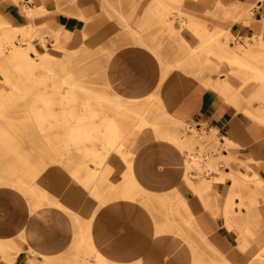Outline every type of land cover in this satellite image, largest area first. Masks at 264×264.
Wrapping results in <instances>:
<instances>
[{
  "label": "crops",
  "instance_id": "obj_1",
  "mask_svg": "<svg viewBox=\"0 0 264 264\" xmlns=\"http://www.w3.org/2000/svg\"><path fill=\"white\" fill-rule=\"evenodd\" d=\"M21 1L34 13L28 15L17 6L4 12V19L0 16V20L10 24V31L13 26H31L39 32L58 33L60 44L68 53L90 51L92 65L100 63L112 94L141 102L150 98L151 108L160 109L169 123L158 131L164 139L156 137L151 129L130 130L124 147L132 155L131 179L139 187L123 188L115 194L137 199L147 206L156 203L178 215L181 209L168 196L180 195L186 212L191 215L194 238L182 229L170 233L166 223L157 232L149 222L139 225L136 219L140 218V210L134 204H126L123 209V204L117 201L111 206L120 213L119 218H106L102 209H95L90 216L86 248L93 264H186L188 255L190 264H264V122L261 121L264 120V67L256 64L264 57V0H195L201 10L212 14L210 23L214 28L229 31L241 42L253 39L249 47L231 42L235 50L227 49L225 55L224 39L220 44L207 46L210 36L224 31H194L201 37L202 48H209L227 62L254 70L252 74L262 85L252 93L251 100L256 101L253 108L245 103L235 105L218 94L232 93L235 97L236 92H241L237 73L206 79L207 85L217 92L204 87L198 68L187 70L182 66L183 57L191 53L168 39L177 27L163 26L161 31H155L144 26L152 10L163 22L169 19L163 16L164 12L155 11L156 5L163 1L137 0L131 29H126L108 11L107 0ZM247 8L250 18L237 21L236 14ZM154 35L162 37L159 43L152 40ZM183 40L187 41V32L179 29L182 46ZM193 41L196 46L197 41ZM52 44H56L54 40ZM245 99H250V93L247 97L244 92ZM180 124L214 132L219 143L226 146L223 156L235 160L224 168L226 181H214L215 172L210 171L203 180L188 186L181 165L188 153L181 160L178 147L162 135L166 130L176 133ZM193 171L190 175L197 179ZM2 212L0 241L4 251H0V264H44V255L60 264L61 259L69 256L74 242L71 225L67 222L66 233L60 230L52 210L50 214L46 211L40 222L36 220L33 232L27 234L28 241L19 237L26 226V214ZM8 248L15 251L11 253ZM64 251H67L65 256L61 255ZM34 255L37 261L33 260Z\"/></svg>",
  "mask_w": 264,
  "mask_h": 264
},
{
  "label": "rangeland",
  "instance_id": "obj_2",
  "mask_svg": "<svg viewBox=\"0 0 264 264\" xmlns=\"http://www.w3.org/2000/svg\"><path fill=\"white\" fill-rule=\"evenodd\" d=\"M156 1L164 3H156L155 11L164 12L163 16L169 19L163 22L152 10L148 20L144 21V26H149V29L154 28L155 31H161L163 26L171 29L177 27L178 30L174 32L176 34L171 32L168 39L172 43L175 42L178 48L181 45V50L191 53L189 57H183L182 66L187 70L198 68L199 72L201 71L198 75L204 80V87L208 88L210 86L207 85L206 79L216 78L222 73H237L241 79L239 82L241 92H236L235 97H233L234 94L231 95L232 93L224 95L216 89H210L217 91L222 98L226 97L235 105L245 103L253 108L256 101L251 100L252 93L262 85L260 80L252 74L254 70L251 67H241L227 62L209 48H202L200 35L192 29L191 22H197L208 31H221L222 29L214 28L210 23L212 14L201 10L195 0ZM136 3L137 0H107L106 5L108 11L120 19L119 21L126 29H131ZM14 6L28 14V6L20 3V0H0V16L4 19V12L10 11ZM236 8L239 9L240 6ZM234 18L240 22L247 21L246 19L250 18L249 8L247 11L236 14ZM9 25L4 22L0 24V41L5 45L10 42V38L5 36L10 31ZM179 29L187 32V41L183 40V46L179 42ZM221 33V39L224 38V41L234 42L237 45L249 47L253 42V39H245L241 42L229 31ZM151 38L157 42L162 39L155 35ZM15 39L21 42L23 47L33 43L32 47H38L51 55H47L49 68L45 69L37 64L34 74H29L24 67H18L10 58L6 59L10 53L11 44H8V49L0 55V68L7 78L6 82H0V220L2 210H4L3 214L6 212L11 215H17L20 211L24 212L27 216L26 226L19 236L24 241H28L27 234L33 232L36 220L39 219L40 222L46 211L50 214L52 210L56 214L58 218L56 222L64 233L69 222L74 242H72L69 256L61 259L60 264H93L86 248L90 216L95 209H102L107 214L106 218L112 220L119 218L120 213L114 211L111 206L117 201L123 204V209L126 204H134L133 206L140 210V220L136 219L139 225L149 222V226H153L157 232L161 224L166 223L170 233L182 229L194 238V228L190 223L191 215L186 212V205L180 195L168 196L181 209L178 215L156 203L155 206L152 205L153 207L147 206L137 199L115 194L129 184L132 177L130 171L132 155L129 153L128 157L122 158L118 149L112 144L111 135L116 133L120 139L123 136L124 144L126 136L130 133L125 117L126 119L137 117L139 116L137 113H140V115L144 114L147 120L160 125L156 126L147 122L143 127L133 126L132 128L151 129L156 137L164 139L158 131L159 128H167L169 123L166 122L161 110L156 106L151 108L150 99L142 102L118 100L108 106L101 104L97 98L99 95L115 96L105 82L102 66L98 62L92 65L93 56L91 57L90 51L83 53L81 49L68 53L61 46L58 33L39 32L31 26H26L16 34ZM52 40L56 43L55 45H52ZM193 40L197 41L196 46L193 45ZM36 42L37 45H35ZM36 57L40 58V55ZM256 64L264 67V57L258 59ZM12 86H17L19 89L13 91ZM244 92L247 97L250 93V99L244 100ZM67 100L71 103L74 101L91 103L97 113L90 124L91 128L88 129L89 135L78 141L72 138V129L76 122L70 112L65 109ZM143 106L146 107L143 108ZM105 116L108 122L104 119ZM261 121L264 122V120ZM112 127H116V131L111 130ZM177 128L179 129L175 132L179 140L176 146L180 159L184 153L193 156L191 159L186 157L187 160L182 161L181 164L184 168V181L188 183V186L192 182L203 180L210 171L215 172L214 181H226L224 168L231 166L232 161L235 160L223 156L222 151L226 146L219 143L217 135L215 136L214 132L206 133V129L198 130L195 126L191 130L186 124L177 125ZM182 136L191 138L190 147H186L181 140ZM206 153L209 154L207 159H204L203 155ZM90 164L93 168L89 167ZM193 170L198 175L197 179H193L190 175ZM18 179L24 187L20 188L13 183L19 182ZM95 192L101 194H92ZM92 223H94L93 220ZM6 249L5 247V251ZM8 250H11V253L15 251L14 248H8ZM66 252L64 251L61 255L65 256ZM37 258L34 255L33 260L37 261ZM43 258L44 264H57L48 256L44 255ZM4 260L10 263V260L5 257Z\"/></svg>",
  "mask_w": 264,
  "mask_h": 264
},
{
  "label": "bare ground",
  "instance_id": "obj_3",
  "mask_svg": "<svg viewBox=\"0 0 264 264\" xmlns=\"http://www.w3.org/2000/svg\"><path fill=\"white\" fill-rule=\"evenodd\" d=\"M17 1H19V0H17ZM22 1H24V0H22ZM27 13L32 16L34 11L32 9H30L29 7H27ZM2 22H4V21L0 20V24ZM191 26H192L193 31H206V28L197 22H191ZM23 28L24 27L13 26V29L11 31H9V33H7V35H5L6 38H10V42L8 44L12 45L11 49L9 50L10 53L6 56V59L10 58L11 60H13L16 63V65L18 67L26 68L28 70L29 74H34V69L37 67V64L44 67L45 69H48L49 68L48 67L49 62H48L47 55H51V54L45 53V51L38 49V47H32L33 43H31L30 46H28V47H23L22 43L15 39L16 34L20 33ZM221 35H222V33L217 32L213 36H210L207 46L212 45V44H218V43L220 44ZM222 39H224V38H222ZM40 43L43 44L42 42H39V44ZM7 45L2 44V42L0 41V55L8 49ZM223 46L224 47L222 49H223V51H224L223 53L225 55L228 54L227 49H231V50L234 49L235 50L233 43H231L229 41H224ZM235 54L236 53L234 52L233 55H235ZM38 55H40V58L36 57ZM65 80L67 82H69L68 79H65ZM6 81H7V78L5 77L4 71L0 68V82H6ZM18 89L19 88L17 86H12L13 91H17ZM97 98L100 100L101 104H103L105 106H108L109 104H113L114 102H116L118 100L138 101V100H134V99H127V98L121 97L120 95H117V94H115V96H112V95L110 96L109 94H102V95H99ZM144 101H147V100L145 99ZM76 102L74 101L73 103H71L69 100H67V103L65 104V109L67 111H69L71 116H73L75 118L76 124H74V128L72 129L73 130L72 138H74L78 141V140H81L84 137H87L89 135V133H87L88 129L91 128L90 124L93 122V120H94L93 117L97 113H96V110H94L92 108L91 103L84 102V101H80L79 103H76ZM144 107H146V106H143V108ZM137 115H139V116L129 117V119H126V117H125L124 120H125V122L128 123L129 130H131L133 126L143 127L147 124L148 118L146 119V116L144 114L140 115V113H137ZM104 119L107 122L109 121L108 119H106V116L104 117ZM115 128L116 127H112L111 130L116 131ZM129 130H127V131H129ZM159 131H161L160 128H159ZM162 135L165 137V139H168L169 141H171L175 145H176L177 141L179 140L176 133H170L167 130L164 133H162ZM111 139H112L113 146L118 149V151L121 154V157L122 158L128 157L129 152L124 147L123 136L120 139L116 133H113V135H111ZM181 140H183L186 147H190V145H191V138L190 137L182 136ZM89 167L93 168V165L90 164ZM109 169H111V168H109ZM17 181H19V179ZM13 183L16 184L20 188L24 187L22 185V182H20V181L19 182L14 181ZM138 187H139L138 183L131 178H130L129 184L124 186V188L127 190H129L131 188L136 189ZM3 249H4L3 243H2V241H0V251ZM187 257L188 258L186 259L185 263L190 264L192 261H190L189 255ZM43 260H44V258H43ZM43 260L41 259L40 261L42 262Z\"/></svg>",
  "mask_w": 264,
  "mask_h": 264
},
{
  "label": "built area",
  "instance_id": "obj_4",
  "mask_svg": "<svg viewBox=\"0 0 264 264\" xmlns=\"http://www.w3.org/2000/svg\"><path fill=\"white\" fill-rule=\"evenodd\" d=\"M190 129L192 130L193 127H191ZM206 146H207V145H206ZM197 154H198V153H197ZM212 154L215 155L214 152H212ZM191 155H192V154H191ZM207 156H208V153L204 154V155H203L204 159H207V158H206ZM191 157H193V156H189V154H188V158L191 159ZM193 172H194V171H193Z\"/></svg>",
  "mask_w": 264,
  "mask_h": 264
}]
</instances>
